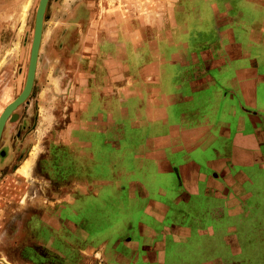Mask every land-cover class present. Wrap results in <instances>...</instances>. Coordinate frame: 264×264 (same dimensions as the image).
<instances>
[{
    "label": "rangeland",
    "instance_id": "obj_1",
    "mask_svg": "<svg viewBox=\"0 0 264 264\" xmlns=\"http://www.w3.org/2000/svg\"><path fill=\"white\" fill-rule=\"evenodd\" d=\"M249 1L238 0L241 9L219 13L227 23L214 24L209 11L185 9V0H49L32 92L0 141V264H63L72 253L73 264H98L103 243L124 238V221L142 220L144 187L119 182L118 168L144 161L148 151L165 156L157 135L167 116L172 124L185 117L186 83L209 84L206 93L227 88L229 73L206 71L215 64L210 45L219 31L230 36L235 52H245L240 25L246 21L260 39L264 0ZM39 2L0 0V116L25 87ZM199 16L210 23H200ZM217 42L223 51L231 44ZM216 60L230 63L228 57ZM258 76L264 81V71ZM214 77L222 86H213ZM254 84H260L259 105L252 109L261 116L259 132L254 139L251 120L243 129L240 118L232 119V140L241 145H233L237 163L228 173L218 178L216 170H203L190 202H175L183 192L176 175L157 176L152 186L169 185L172 191L156 199L170 212H185V241L170 250L165 264H264V146L257 147L264 145V84ZM241 132L253 137L240 139ZM184 186L185 193H195ZM236 228L239 237L227 239L238 241L231 249L224 240ZM174 256L185 259L179 263Z\"/></svg>",
    "mask_w": 264,
    "mask_h": 264
},
{
    "label": "crops",
    "instance_id": "obj_2",
    "mask_svg": "<svg viewBox=\"0 0 264 264\" xmlns=\"http://www.w3.org/2000/svg\"><path fill=\"white\" fill-rule=\"evenodd\" d=\"M12 1L14 2L15 0H6L8 3ZM239 1H242L243 4L250 2L249 0ZM239 6L238 0H185V9L197 8L199 10L204 9L205 12L209 11L214 24H226V19L221 20L220 14L232 13V10L241 9ZM199 19H201L199 20L200 23L202 20H204V24L209 22L208 17L199 16ZM254 27V25L249 24L247 21L241 22L240 30L244 33L247 42L245 52H235L232 49L230 36L228 37L218 31L220 34L218 40L220 42L229 41L231 44L226 48V51H223L221 49L223 45L221 43L218 44V40L215 38L214 45H210L212 48L210 55H212L215 64L206 66V71L221 74L229 73L227 81H224L227 88L218 87L206 93L209 84H204L198 88H191L189 83L185 84V117L184 114H182V118L180 119L176 116L177 120L174 118L175 124H172L170 117L167 116L166 120L162 122L157 135L161 137L159 147H164L165 156L158 157L155 153L148 151L149 155H144L146 158L145 160L143 159L144 161L136 162L130 167L119 166L118 170L120 173L117 176L119 182L122 184L135 183L144 187L146 195L142 198L139 197L140 200L145 202L142 212L143 218L134 225L130 220L127 223L124 221V238L116 241L114 244L111 242V245L108 242L103 243V254H101L99 258L100 263L98 264H165L170 250L174 246L179 245L181 240L185 241V212H170L169 206L163 204L161 200L156 199L155 196L157 194L166 197L167 193L169 194L172 191V189H169V185H167V190L163 188L157 189L158 191L153 190L152 186L158 183L157 176H163L166 179L167 175L178 176L179 181L177 180V185L180 188L179 191L183 192L177 196L175 202H190L192 195L199 193L200 180L203 181L205 179L203 170H216L219 178L220 174L225 176L228 173L227 171L237 163L231 154L233 145L241 144L237 140H232V119L240 118L241 128L243 129L246 127V121L251 120L255 125L252 129L255 139L256 134L259 132L258 122L261 121V116L257 113H252V109H257L259 105L258 89L260 84L255 85L254 82L264 84V81L255 80V76L259 77L258 74L264 71V64L261 66L259 63L260 59L254 55H258L264 63V52L260 51L264 48L262 46L264 44V23L260 25L261 29L259 28L258 31L260 39L254 38ZM257 41L262 42L258 43L260 45H257ZM216 47H219V50ZM256 48L258 50L255 51L254 49ZM201 54L203 56V53ZM218 57H228L230 63L216 64V58ZM238 60L241 63H237L236 61ZM216 85L222 86V83L219 81V78L214 77L213 86ZM224 89L227 91L226 95L223 92ZM157 132L158 130H155V133ZM155 136L152 132L151 135H147L146 137L152 142ZM238 137L245 139L253 136H246L241 132ZM241 142L243 144L245 140ZM148 146L151 145L148 144ZM261 146H264L263 143L257 145L259 151H261ZM171 155L173 156L172 158ZM256 160L257 157L254 159V162L250 163V168L254 169V166L257 164ZM148 162H152V164H148ZM220 165H223L225 169L223 166L220 167ZM146 177H150V184ZM246 180L249 181L252 178H246ZM228 181L230 180L228 179ZM184 184L186 186L192 185L195 193H185ZM147 185H151V187H147ZM227 189L231 191V188ZM225 194L228 195V193ZM133 200L135 201L136 199ZM228 208L231 211V207ZM216 209L221 217L225 216L226 212H224L222 207H216ZM176 216L177 218H175ZM144 217L145 221L143 220ZM151 220L153 223L150 222ZM167 220L170 223H165ZM179 220L181 221L179 222ZM155 223H162V228H155ZM127 232L128 234H138L139 238L143 239V241L140 242V239L135 240L129 237ZM89 233L90 231H86L87 236ZM233 233L238 237V233H240L239 229L236 228ZM160 235H164L165 237L170 235L171 240L169 242L166 240L167 238L163 241L159 240ZM236 243H238L236 240H224V245L229 246L231 249ZM73 255L74 253H72L67 262L63 263V259H60V262L67 264L71 261V264H73L72 259L75 258ZM174 257H176L175 259L179 263L185 259L181 256ZM54 264H57V262L55 261Z\"/></svg>",
    "mask_w": 264,
    "mask_h": 264
},
{
    "label": "water",
    "instance_id": "obj_3",
    "mask_svg": "<svg viewBox=\"0 0 264 264\" xmlns=\"http://www.w3.org/2000/svg\"><path fill=\"white\" fill-rule=\"evenodd\" d=\"M48 2L49 0H40L39 2L36 13L35 30H34V37H33L32 49H31V57H30L27 80L21 94L6 106V108L4 109V111L0 116V141L9 118L11 117V115H13L14 111H16L28 99V97L32 92L35 76H36L42 35H43L44 16L48 6Z\"/></svg>",
    "mask_w": 264,
    "mask_h": 264
},
{
    "label": "flooded vegetation",
    "instance_id": "obj_4",
    "mask_svg": "<svg viewBox=\"0 0 264 264\" xmlns=\"http://www.w3.org/2000/svg\"><path fill=\"white\" fill-rule=\"evenodd\" d=\"M255 181H256V179L252 178V180H250V184H254ZM251 194H252V193H249V198H250ZM231 209H232V207H231ZM229 211H230V210H229ZM227 230H229V228H228ZM209 231H210V232H208V230H207L206 235L208 236V238H211V236L213 235L212 229H210ZM239 232H240V231H239ZM239 234H240V233H238V237H239ZM233 235H235V233H231V232H228V231H227V232H226V237H225V239H228L230 236H233ZM165 238H167L166 240H167L168 242L171 240V236H170V235H167L166 237H165L164 235H160L159 240L161 239V240L163 241ZM232 241H234V238H233ZM227 264H229V263H227Z\"/></svg>",
    "mask_w": 264,
    "mask_h": 264
},
{
    "label": "bare ground",
    "instance_id": "obj_5",
    "mask_svg": "<svg viewBox=\"0 0 264 264\" xmlns=\"http://www.w3.org/2000/svg\"><path fill=\"white\" fill-rule=\"evenodd\" d=\"M25 8L27 7V4H25V6H24ZM23 15V14H22ZM22 17V16H21ZM23 174H25V172H24V170L23 171H21ZM27 177V176H26Z\"/></svg>",
    "mask_w": 264,
    "mask_h": 264
}]
</instances>
